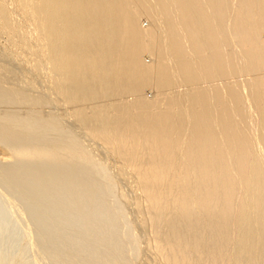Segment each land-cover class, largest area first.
<instances>
[{
    "label": "bare ground",
    "instance_id": "bare-ground-1",
    "mask_svg": "<svg viewBox=\"0 0 264 264\" xmlns=\"http://www.w3.org/2000/svg\"><path fill=\"white\" fill-rule=\"evenodd\" d=\"M263 36L264 0H0V264H264Z\"/></svg>",
    "mask_w": 264,
    "mask_h": 264
},
{
    "label": "rangeland",
    "instance_id": "rangeland-1",
    "mask_svg": "<svg viewBox=\"0 0 264 264\" xmlns=\"http://www.w3.org/2000/svg\"><path fill=\"white\" fill-rule=\"evenodd\" d=\"M147 20L144 18H141V22L145 25V26H147L148 25V22H146ZM142 24V25H143ZM143 25V26H144ZM264 37V36H263ZM263 40H264V38H263ZM1 43V42H0ZM2 44V43H1ZM144 60L146 61V62H148L149 63V58H148V56H146V55H144ZM145 95H146V97L148 98V99H153V93L150 91V90H145Z\"/></svg>",
    "mask_w": 264,
    "mask_h": 264
}]
</instances>
